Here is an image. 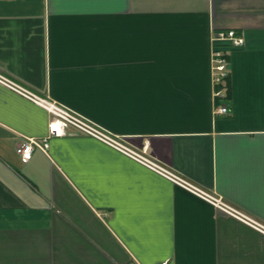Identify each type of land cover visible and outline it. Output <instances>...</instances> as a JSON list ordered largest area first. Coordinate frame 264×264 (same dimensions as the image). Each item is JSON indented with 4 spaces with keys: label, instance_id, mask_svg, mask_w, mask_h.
<instances>
[{
    "label": "crops",
    "instance_id": "1",
    "mask_svg": "<svg viewBox=\"0 0 264 264\" xmlns=\"http://www.w3.org/2000/svg\"><path fill=\"white\" fill-rule=\"evenodd\" d=\"M229 29L245 44L216 97ZM0 73L264 224V0H0ZM49 123L0 83V264H264V232L94 137L22 162Z\"/></svg>",
    "mask_w": 264,
    "mask_h": 264
},
{
    "label": "built area",
    "instance_id": "2",
    "mask_svg": "<svg viewBox=\"0 0 264 264\" xmlns=\"http://www.w3.org/2000/svg\"><path fill=\"white\" fill-rule=\"evenodd\" d=\"M244 44V36L235 29L214 31L212 71L214 95L216 97L222 96L223 90L227 86L226 84L230 73V53L233 50L242 48ZM0 83L40 105L50 115V134L47 138L43 141L27 138L16 146V152L22 162L26 163L32 158L34 148L38 147L45 150L48 147V139L51 137H60L75 133L91 136L117 149L153 171L169 178L188 191L211 202L227 215L233 216L264 232V224L229 204L222 197L202 189L170 168H167L149 154L146 146H136L124 137L110 133L78 112L59 104L48 96L39 94L21 82L2 73H0ZM228 110V106L226 105H220L218 108V112L220 113H226ZM160 264H168V262L164 261Z\"/></svg>",
    "mask_w": 264,
    "mask_h": 264
}]
</instances>
